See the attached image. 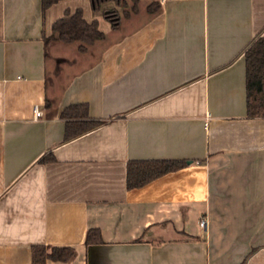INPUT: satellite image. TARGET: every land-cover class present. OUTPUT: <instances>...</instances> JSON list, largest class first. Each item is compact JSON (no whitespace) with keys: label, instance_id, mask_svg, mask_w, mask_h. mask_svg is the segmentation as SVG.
Here are the masks:
<instances>
[{"label":"crops","instance_id":"1","mask_svg":"<svg viewBox=\"0 0 264 264\" xmlns=\"http://www.w3.org/2000/svg\"><path fill=\"white\" fill-rule=\"evenodd\" d=\"M77 8L104 38L45 54L52 23ZM123 9L0 0V264H31L35 243L77 251L45 264H238L255 247L246 264H264V117L246 115L243 56L264 36V0ZM73 103L104 123L63 141ZM146 159L191 163L127 189V161ZM89 228L103 243L85 245Z\"/></svg>","mask_w":264,"mask_h":264},{"label":"trees","instance_id":"2","mask_svg":"<svg viewBox=\"0 0 264 264\" xmlns=\"http://www.w3.org/2000/svg\"><path fill=\"white\" fill-rule=\"evenodd\" d=\"M60 0H40L41 11ZM109 0H90L91 9L99 10L103 2ZM119 6H125V0H113ZM139 0H131V11L137 10ZM158 9L155 2L147 6L148 12ZM123 16L127 17L129 11L124 9ZM104 18L110 22L111 27L117 28L120 22L119 13L115 9L104 10ZM104 33L99 30L97 20L87 22L82 15V10L77 8L72 14L66 12L64 16L56 19L51 26V35L43 37L44 51L53 41L63 44H77L80 53L87 51L88 46L104 38ZM245 63V108L248 117H264V36L259 35L253 39L243 51ZM64 120L63 141H69L85 134L99 126L104 121L91 118L88 114L87 103H73L66 106L60 113ZM51 150L44 153L37 160L38 163L54 161ZM188 165L185 159H146L129 160L126 163L125 184L127 189L141 187L150 181L165 174L175 172ZM139 240V239H137ZM85 245L103 243L99 229L89 228L84 238ZM257 249L252 248L238 264H246L249 256ZM77 251L72 246H53L41 243L32 244L30 247L31 264H45L47 260L63 263L71 262Z\"/></svg>","mask_w":264,"mask_h":264},{"label":"built area","instance_id":"3","mask_svg":"<svg viewBox=\"0 0 264 264\" xmlns=\"http://www.w3.org/2000/svg\"><path fill=\"white\" fill-rule=\"evenodd\" d=\"M39 115H40V111L35 107L34 108V116L38 117ZM199 227L205 228V221L204 220L199 221Z\"/></svg>","mask_w":264,"mask_h":264},{"label":"rangeland","instance_id":"4","mask_svg":"<svg viewBox=\"0 0 264 264\" xmlns=\"http://www.w3.org/2000/svg\"><path fill=\"white\" fill-rule=\"evenodd\" d=\"M125 1H126V5H125V6H119V5H118L119 7H121V9H123V8H124V9H127V8H130V7H131V6H130L131 4H128V1H127V0H125ZM130 2H131V0H130ZM131 3H132V2H131ZM124 9H123V10H124ZM115 10H116V9H115ZM116 11L118 12V10H116Z\"/></svg>","mask_w":264,"mask_h":264},{"label":"water","instance_id":"5","mask_svg":"<svg viewBox=\"0 0 264 264\" xmlns=\"http://www.w3.org/2000/svg\"><path fill=\"white\" fill-rule=\"evenodd\" d=\"M187 163H188V164H190V163H191V161H187Z\"/></svg>","mask_w":264,"mask_h":264}]
</instances>
